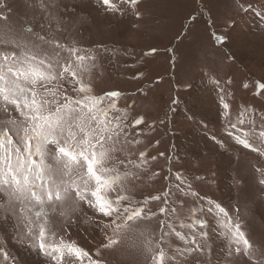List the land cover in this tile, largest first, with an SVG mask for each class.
Returning a JSON list of instances; mask_svg holds the SVG:
<instances>
[{"label":"rangeland","instance_id":"obj_1","mask_svg":"<svg viewBox=\"0 0 264 264\" xmlns=\"http://www.w3.org/2000/svg\"><path fill=\"white\" fill-rule=\"evenodd\" d=\"M57 3L60 20L52 23V36L48 38L75 44L82 55H94L96 68L91 73L94 94L120 91L123 95L116 103L119 109L127 110L129 124L138 116L144 117V124L128 129L129 139L139 140V144L115 153L117 159L126 161L131 152L135 155L130 158L138 160L139 152L146 151L148 167L165 166L171 172L165 190H162L164 176L147 184L145 172L131 191H120L131 198L133 206L155 195L161 199L148 200L145 210L156 215L133 222V230L123 231L118 245L102 247L106 231L94 221L103 218L95 216L85 205H81L85 213L82 216L75 213L61 216V209L50 215L55 241L63 237L65 242H75L104 264H149V257L142 252L143 242L151 239L154 246L159 239L160 221L165 219L159 208L165 206L167 198L177 205L184 201L183 208H177L179 215L173 227L186 235L208 231L215 256L227 244L219 235L222 229L213 217L199 212L190 215L191 208L201 203L207 207V202L190 195L184 197L176 191L179 173L187 182L182 184L186 191L190 184L191 191L219 203L233 220L239 215L249 237L264 244V186L259 185L262 177L255 170L264 164L255 152L234 139L240 131L252 129L253 117L256 131H264V120L260 117L264 113V89L258 87L264 83V0H141L140 19L121 0H112L115 10L102 0H57ZM9 6L13 11L8 24L14 27L32 24L39 31L36 24L39 15L34 20L24 0H9ZM229 21L233 23L228 25ZM4 26L5 22L0 21V30ZM221 34L227 36L223 44L214 38ZM229 55L235 61L228 59ZM224 103L229 105L228 109L223 107ZM242 110L246 122L241 125ZM150 120H156L155 125L143 128ZM230 123H236L237 128L230 129ZM160 153L164 156H159ZM153 156L157 157L155 161L150 159ZM128 167L125 162L120 170ZM197 176L201 179L196 180ZM167 189L171 190L170 195ZM105 191L107 198L115 199L117 192ZM198 219H208L209 228L180 227L181 223ZM110 234L111 230H107V235ZM49 239L53 237L50 235ZM169 242L172 247L183 246L175 236ZM164 247L171 254L168 245ZM0 248L16 258L17 264H49L46 258L20 247L12 239L10 229L7 233L0 232ZM0 264H5L3 256ZM84 264H88L87 258Z\"/></svg>","mask_w":264,"mask_h":264},{"label":"snow or ice","instance_id":"obj_2","mask_svg":"<svg viewBox=\"0 0 264 264\" xmlns=\"http://www.w3.org/2000/svg\"><path fill=\"white\" fill-rule=\"evenodd\" d=\"M121 2L130 6L129 11L137 19L142 18L141 0ZM102 3L116 9L112 0ZM24 5L34 14V20L39 15L36 21L39 31L32 24L22 27L8 24L13 9L9 0H0V21L5 22L0 30V232L7 233L10 229L12 239L20 247L46 258L49 264H84L85 258L88 264H104L75 242H65L63 237L56 242L49 217L58 209L61 216L70 217L73 213L82 216L85 213L81 205H85L95 216L103 218L94 223L106 231L102 247L111 248L121 243L123 231L133 230V222L156 215L146 211L144 205L148 200H160L159 195L133 206L128 195L120 194L131 191L140 181V173L149 164L147 152H139V162L130 158L135 155L131 152L126 161L115 155L128 145L139 144V140L129 139L128 129L144 124V117L138 116L129 124L127 110L119 109L116 103L123 95L120 91L94 94L91 78L96 68L94 55H82L75 44L48 38L52 36V23L60 20L57 0H24ZM232 23L229 21L228 25ZM214 38L220 44L227 40L222 34ZM227 58L235 61L234 56ZM258 87L264 89V83ZM223 107L228 109L229 105L224 103ZM113 112L118 114L111 115ZM260 117L264 120V113ZM245 122L242 110L239 124ZM251 123V130L240 131L234 139L255 152L264 164V131H256L254 117ZM236 128V123H230V129ZM150 159L155 161L157 157ZM125 162L129 167L121 171ZM255 170L262 177L259 185L264 186V167ZM176 176L177 192L207 202V207L201 203L191 208L190 215L199 212L213 217L227 244L214 256L208 231H192L189 235L177 231L173 222L184 201L177 205L165 198V206L159 208V213L165 216L160 221L161 235L154 246L151 239L143 242L142 252L149 257V264H264V244L249 237L239 215L233 220L219 203L191 191L190 184L186 191L182 184L187 182L179 173ZM239 184L242 186L243 181ZM106 189L117 192L114 200L107 198ZM166 193L170 195L171 190ZM209 223L208 219H198L181 223L180 227L194 230L199 225L200 229H208ZM165 228L169 231L165 232ZM107 230H111L110 235ZM172 236L183 246L172 247L169 242ZM166 244L171 254L165 249ZM99 254L97 250L95 255ZM0 256L5 264L9 261L17 264L16 258L2 248Z\"/></svg>","mask_w":264,"mask_h":264},{"label":"trees","instance_id":"obj_3","mask_svg":"<svg viewBox=\"0 0 264 264\" xmlns=\"http://www.w3.org/2000/svg\"><path fill=\"white\" fill-rule=\"evenodd\" d=\"M155 122H156V120H150L147 122L146 126L143 128L147 129L149 126L155 125ZM137 162H139V161L137 160ZM145 172H147V175L144 177V179L146 180L147 184H152L154 182V180L157 177H159L160 175H162V177L164 176V178L162 179V183H163L162 190L166 189V186L168 184L169 174L171 172V168H169L167 171L165 166H163V168H161V169H156L152 165V168L147 166L146 170L144 172H141L140 175L144 174ZM166 177H168V179H166Z\"/></svg>","mask_w":264,"mask_h":264}]
</instances>
